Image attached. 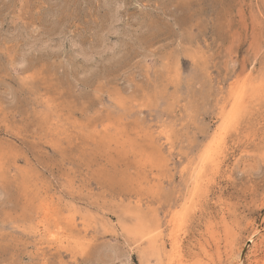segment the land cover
I'll return each mask as SVG.
<instances>
[{
    "label": "rangeland",
    "instance_id": "1",
    "mask_svg": "<svg viewBox=\"0 0 264 264\" xmlns=\"http://www.w3.org/2000/svg\"><path fill=\"white\" fill-rule=\"evenodd\" d=\"M184 263L264 264V0H0V264Z\"/></svg>",
    "mask_w": 264,
    "mask_h": 264
},
{
    "label": "bare ground",
    "instance_id": "2",
    "mask_svg": "<svg viewBox=\"0 0 264 264\" xmlns=\"http://www.w3.org/2000/svg\"><path fill=\"white\" fill-rule=\"evenodd\" d=\"M108 49V48H107ZM251 91V90H250ZM239 99V98H238ZM236 101V100H235ZM230 120V119H229ZM199 175V174H198ZM45 212V211H44ZM255 223V222H254ZM256 232L254 233V235H256L258 232H259V228L257 229V230H255ZM46 234L44 235V236H48V231L46 230ZM254 232V231H253ZM251 243L253 244V248H254V250H256L257 248H258V245L259 244H257L256 243V241L254 240V237L251 239ZM183 263V262H182ZM185 264V263H184Z\"/></svg>",
    "mask_w": 264,
    "mask_h": 264
}]
</instances>
